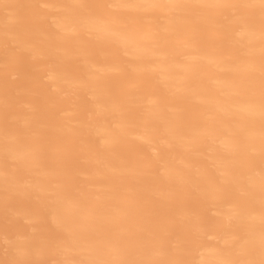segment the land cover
<instances>
[{"label":"bare ground","instance_id":"6f19581e","mask_svg":"<svg viewBox=\"0 0 264 264\" xmlns=\"http://www.w3.org/2000/svg\"><path fill=\"white\" fill-rule=\"evenodd\" d=\"M0 264H264V0H0Z\"/></svg>","mask_w":264,"mask_h":264}]
</instances>
